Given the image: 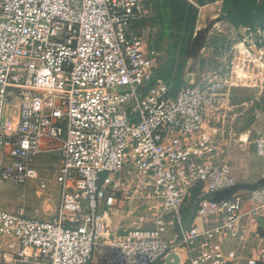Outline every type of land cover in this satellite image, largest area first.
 Masks as SVG:
<instances>
[{
  "label": "built area",
  "instance_id": "1",
  "mask_svg": "<svg viewBox=\"0 0 264 264\" xmlns=\"http://www.w3.org/2000/svg\"><path fill=\"white\" fill-rule=\"evenodd\" d=\"M147 2L0 0V185L43 192L37 160L59 159L50 219L0 211V264H94L101 239L103 264H264V186L215 198L248 186L264 135L220 68L172 97L155 81L132 31ZM113 210L143 226L113 229Z\"/></svg>",
  "mask_w": 264,
  "mask_h": 264
},
{
  "label": "rangeland",
  "instance_id": "2",
  "mask_svg": "<svg viewBox=\"0 0 264 264\" xmlns=\"http://www.w3.org/2000/svg\"><path fill=\"white\" fill-rule=\"evenodd\" d=\"M203 6L206 7L203 8L201 11L202 13L199 14L200 18L198 19L197 26L198 28L201 27L200 32L195 33L196 43L199 42L205 34L208 26L215 31H223L224 33L227 32V29L229 30L227 35L218 32H211V34L207 35L206 39L202 42L205 43L204 48L210 52L208 55L205 54L207 55L205 58H216L211 61L212 65L211 63L208 64L209 66H207L205 73L220 68L222 73L228 74L229 77L231 76L235 90L241 88L243 92H245L246 100L248 102L251 101L248 92L252 90L255 93L256 91L260 93L258 97L253 94V97L255 96L259 100L264 98V61L260 58V53L257 50L259 49V46L256 45L257 47L252 48L251 50L247 48V42H258L259 40L256 29L251 30L249 34H247V37H238V33L229 27L225 21L223 23L227 25V27L225 25L222 27L216 25V22L213 23L215 16L219 14V2L205 4ZM196 12H198V9H196ZM174 28L177 36H175V40H177V42L184 40L186 43H189V41H187L188 37L185 36L184 24L181 21H177ZM158 36L159 34H157V37L154 36V38L150 39L151 46L156 53H158L157 57L159 61L157 74H163L167 69L171 68V66L175 71L176 66L181 64L185 52L184 54L181 53V47L176 43L172 46V50L168 52V42L173 44L175 40L172 39L164 42V44H159L157 43V40L159 39ZM226 37L230 40L225 41ZM216 42L225 45L215 46L214 43ZM174 60L175 62L173 63L172 61ZM207 60V62H209V59ZM190 80H192L191 77L186 81H182V84H188ZM231 94L234 96V93ZM240 112L242 111L238 110L235 113L238 114ZM253 113V107L248 109L245 113V124L247 127L251 118H254L252 116ZM58 165L59 159L56 155L41 157L37 160V166L40 170L42 179L47 181L48 184L47 189L43 192L39 191L38 186H36L34 182H30L24 186H13L9 183H3L0 185V211L15 212L18 209H24L26 215L29 217L43 220L50 219L55 214L58 205V191L54 182ZM258 185H264V177L261 179H258V177L257 179L252 177L249 180L247 187ZM247 189L248 188H239L235 190L234 193L244 192L247 191ZM126 213L127 210H113V213L109 214V218H107V223L110 227L119 231L128 227L143 226V224H140L138 221L134 220L131 215L128 216ZM146 225L148 224H145V226ZM106 251L107 248L104 241L102 239L99 240L96 246L94 264H103ZM166 264H177V260L174 256H169Z\"/></svg>",
  "mask_w": 264,
  "mask_h": 264
},
{
  "label": "crops",
  "instance_id": "3",
  "mask_svg": "<svg viewBox=\"0 0 264 264\" xmlns=\"http://www.w3.org/2000/svg\"><path fill=\"white\" fill-rule=\"evenodd\" d=\"M185 1L193 9H195V7H196V9H198L197 19L195 22V27L193 29V36H192V38L187 39V41H189V43L188 42L186 43L184 40H180L179 42H177V40H175L176 30L174 28V25L176 24L177 21L175 20V17H173L171 21H168L163 17L162 8H161V0H149V2L146 3L143 18L140 21L135 22V24L133 25V28H132V31L135 34H139V35L143 34L144 50L150 49V50H153L154 52H156L154 50V48L151 46L150 39L154 38V36L157 37V34H159V36H158L159 39L157 40V43H159V44H164V42H167V41L172 40V39L175 40L173 42V44L168 42V45H169L168 52H170L172 50L171 48L174 45V43H176L177 45H179L181 47H184L185 55L182 58L181 64L179 66H176V69H175V70L181 71V73H180L181 85H182V81H186L189 77H191L192 80H190V82L188 84L198 83L201 80L203 74L205 73L207 66H209L208 64L211 63V65H212L211 61L216 59L214 57H213V59L208 58V57L205 58L210 53L209 50L204 48L205 43H202L206 39L207 35L211 34V32L212 33L218 32V33H222L224 35H227L228 34L227 32H229L228 29L226 30L227 31L226 33H224L223 31H215L214 29L210 28V26H208L205 34L202 36V38L199 40V42L196 43L195 33L200 32V27H201L200 26L198 28V26H197L198 19L200 18L199 14L202 13L201 12L202 9L205 8L206 6H198L197 0H185ZM216 2L220 3L219 14L215 16L213 23L216 22L215 23L216 25H219L222 27L223 25H225L223 23L225 20H223L221 18V12L223 9V2L219 0V1H215L213 3H216ZM263 2H264V0H257V5H261ZM210 4H212V3H210ZM262 21H264V17L259 21V23ZM225 23L229 27H231L226 21H225ZM203 25H206V24H203ZM227 25H225V26L227 27ZM232 29L234 31H236V33H238V35H240L237 30H235L234 28H232ZM244 33L247 36L248 33H247L246 28H244ZM185 36H187L186 33H185ZM227 40H230V39L226 37L225 41H227ZM195 45H197V46H195ZM214 45L217 46V45H225V44H222L220 42H216V43H214ZM258 46H259L258 47L259 49H257V50L260 53L259 54L260 58L264 61V41L262 40ZM205 54H207V55H205ZM207 59H209V62H207L208 61ZM172 62L174 63L175 60ZM157 72H158V70H157ZM231 92L234 93L235 98H244L245 97V99H246L245 92H243V90L241 88L239 90H235V87H232ZM248 93L250 94L249 99L251 101H253V99H254L253 94L257 97H258V95H260V93H258L257 91L255 93L253 90L248 92ZM257 97H255V100L253 102H251V101L247 102V107H248L247 109H250L253 107V109L261 110V111H259V112H261V114L259 116L260 120L256 123L254 121V119L251 118L249 125L255 124L256 127H258L261 130V134L264 135V98L259 100ZM251 104H252V106H250ZM258 105L260 106V108ZM244 123H245V121H244ZM245 176L247 177L248 183L252 177H254L256 179H257V177H258V179H261L262 177H264V158H261V157L255 156V155L252 156ZM262 236L264 237V230L262 231ZM177 254L179 255V257H177L176 255H171V256H174L176 258L177 264H179L180 262L184 263L186 260L185 250L184 249H178ZM105 256H106V253L104 255V258H105ZM103 262H104V260H103Z\"/></svg>",
  "mask_w": 264,
  "mask_h": 264
},
{
  "label": "trees",
  "instance_id": "4",
  "mask_svg": "<svg viewBox=\"0 0 264 264\" xmlns=\"http://www.w3.org/2000/svg\"><path fill=\"white\" fill-rule=\"evenodd\" d=\"M219 0H197L198 6L210 4ZM223 2L221 18L225 20L232 28L238 31L239 26L246 29H253L257 23L264 17V2L257 5V0H239L240 12L237 13L232 8V0H220ZM163 17L171 21L175 17L176 21H181L185 27V33L190 39L193 36V29L197 19V12L185 0H161ZM240 37V35H238ZM181 47V46H180ZM181 53H184V47H181ZM180 70L167 69L163 74H157L155 81L164 83L167 87L169 96H174L181 86Z\"/></svg>",
  "mask_w": 264,
  "mask_h": 264
},
{
  "label": "water",
  "instance_id": "5",
  "mask_svg": "<svg viewBox=\"0 0 264 264\" xmlns=\"http://www.w3.org/2000/svg\"><path fill=\"white\" fill-rule=\"evenodd\" d=\"M232 8L233 10H235L237 13L240 12V2L239 0H232ZM238 32L242 37H246V34L244 33V28L242 26H239L238 28ZM150 87L144 90V93L149 92ZM255 187V186H254ZM242 188H248V189H252L253 186L251 187H247V186H242ZM235 190H229V191H225V192H219L215 195V198L220 200V199H224L226 197H228L229 195H231Z\"/></svg>",
  "mask_w": 264,
  "mask_h": 264
}]
</instances>
